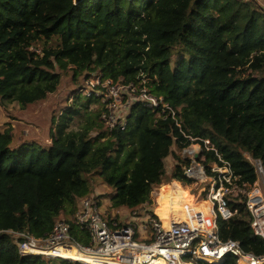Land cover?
<instances>
[{"label":"trees","instance_id":"1","mask_svg":"<svg viewBox=\"0 0 264 264\" xmlns=\"http://www.w3.org/2000/svg\"><path fill=\"white\" fill-rule=\"evenodd\" d=\"M68 69L75 79L87 72L145 82L181 109L188 135L211 141L241 187L256 182L246 154L264 167V11L238 0H0V101L22 108L44 101ZM93 104L98 108L89 111ZM102 113L98 99L78 96L55 120L50 146L16 145L11 132L0 131V264H45V257L20 255L9 232L45 238L77 212L94 173L116 190L112 207L128 211L155 209L153 191L169 157L176 164L171 179L187 184H174L183 201L199 191L184 177L188 162L180 152L190 141L178 127L137 105L125 130L110 131ZM82 116L86 124L69 131ZM214 161V152L200 158L205 166ZM219 227L224 241L264 256L243 205Z\"/></svg>","mask_w":264,"mask_h":264},{"label":"built area","instance_id":"2","mask_svg":"<svg viewBox=\"0 0 264 264\" xmlns=\"http://www.w3.org/2000/svg\"><path fill=\"white\" fill-rule=\"evenodd\" d=\"M238 1L264 11V0ZM92 77L84 90L86 96L100 101L101 119L110 131L125 130L127 118L137 105L152 110L157 122H171L179 128L190 141V145L180 152L181 158L188 162L184 177L188 184L201 183V189L189 203L180 200L182 209L167 221L159 216L156 207L151 210L145 204L129 211L130 222L126 225L119 223V212L112 220H107L99 202L86 197L69 221H58L45 238H37L30 232L10 231L18 253L60 258L46 254L75 250L100 264H222L227 257H234L237 264L264 263V256L245 251L238 241H224L219 227L221 220L230 221L237 216L239 206L243 205L249 213L252 231L264 240L263 163L249 159L257 180L249 188L241 187L231 164L211 141L188 135L183 129L181 109L165 98L151 94L145 82H114L105 79L101 73ZM211 152L216 154L217 161L205 166L200 158ZM185 203L187 205L183 207ZM86 237L88 244L84 241Z\"/></svg>","mask_w":264,"mask_h":264},{"label":"rangeland","instance_id":"3","mask_svg":"<svg viewBox=\"0 0 264 264\" xmlns=\"http://www.w3.org/2000/svg\"><path fill=\"white\" fill-rule=\"evenodd\" d=\"M70 69L62 72V80L58 90L54 94H50L44 101L29 105L26 108H22L17 102L4 105L0 101V131L11 132L13 141L16 145H19L21 142L26 144L36 141L44 146H50L53 142V134L55 132V120H58L64 110L75 104L78 96H82L83 98L86 96L87 91L84 89L88 82L93 80L92 76L89 78L86 77L87 72L75 79L74 71ZM97 108L98 105L93 104L90 106L89 111H95ZM86 119V116L77 117L71 124L69 131H79L82 126L86 124ZM15 144L12 146L14 147ZM246 156L248 159H251L247 154ZM165 165L166 174L163 183L153 191L154 204L155 207L156 205L158 206L156 191L163 187L158 198H163L165 200L166 205L164 207H174L180 211L182 209V204L179 202L183 200V198L180 191L174 187V184L182 183L185 185V183L176 179H171L176 165L171 157L165 160ZM89 178L91 179V185L90 194L87 197L99 202L101 209L106 213L107 220H112L119 212V223L121 225L129 224V211L125 208L117 209L112 207V199L116 195V190L106 185L97 173L89 176ZM180 186L184 188L183 185ZM187 195L189 200L195 196L188 192ZM183 207H185V204ZM139 241L141 242V240ZM46 259L45 264H63L61 261H56L57 258ZM158 263L159 262H156L155 264Z\"/></svg>","mask_w":264,"mask_h":264},{"label":"bare ground","instance_id":"4","mask_svg":"<svg viewBox=\"0 0 264 264\" xmlns=\"http://www.w3.org/2000/svg\"><path fill=\"white\" fill-rule=\"evenodd\" d=\"M196 183H198V182H196ZM198 184L201 186V183H198ZM157 200H158L157 202H158L159 206H158L156 211L163 220L167 221V220L171 219L178 212V210L174 207L165 208L164 206L166 205V202L163 198H158ZM46 256H49V257L50 256H57V257H60L61 259L75 261V262H78L81 264H100V263L96 262V260H94L92 257H89V256L84 255V254H80V253L76 252L75 250H72V251L61 250L57 254L48 253V254H46ZM260 264H264V263H260Z\"/></svg>","mask_w":264,"mask_h":264},{"label":"crops","instance_id":"5","mask_svg":"<svg viewBox=\"0 0 264 264\" xmlns=\"http://www.w3.org/2000/svg\"><path fill=\"white\" fill-rule=\"evenodd\" d=\"M180 185H183V184H180ZM167 186H169V185H167ZM162 189H163V187H161L160 189H158V190L156 191L157 199H158V197L160 196ZM158 206H159V204H158ZM158 206L156 205V208H158ZM156 210H157V209H156Z\"/></svg>","mask_w":264,"mask_h":264},{"label":"clouds","instance_id":"6","mask_svg":"<svg viewBox=\"0 0 264 264\" xmlns=\"http://www.w3.org/2000/svg\"><path fill=\"white\" fill-rule=\"evenodd\" d=\"M68 261V260H67Z\"/></svg>","mask_w":264,"mask_h":264},{"label":"water","instance_id":"7","mask_svg":"<svg viewBox=\"0 0 264 264\" xmlns=\"http://www.w3.org/2000/svg\"><path fill=\"white\" fill-rule=\"evenodd\" d=\"M198 158V157H197Z\"/></svg>","mask_w":264,"mask_h":264}]
</instances>
